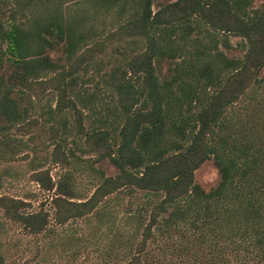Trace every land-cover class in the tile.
<instances>
[{
	"label": "trees",
	"instance_id": "16d2710c",
	"mask_svg": "<svg viewBox=\"0 0 264 264\" xmlns=\"http://www.w3.org/2000/svg\"><path fill=\"white\" fill-rule=\"evenodd\" d=\"M253 1L152 7V0H0L1 146L11 151L22 143L10 128L26 132L45 94L40 107L59 137H52L48 158L71 164L72 136L93 160L107 158L116 168L105 174L89 164L97 181L87 196L76 190L70 169L55 180L33 171V179L53 188L50 211L27 210L22 199L0 194V228L10 220L32 234L53 233L50 220L66 226L93 216L121 234L128 224L130 235L141 237L119 264H149L146 242L157 235L203 242L225 229L253 250L249 264H264V0ZM228 35L238 36L239 54L218 47H229ZM112 52L117 59H103ZM162 59L168 75H160ZM205 159L218 172L208 189L193 178ZM137 190L160 198L149 209L128 200L118 225L110 204Z\"/></svg>",
	"mask_w": 264,
	"mask_h": 264
},
{
	"label": "rangeland",
	"instance_id": "374dc122",
	"mask_svg": "<svg viewBox=\"0 0 264 264\" xmlns=\"http://www.w3.org/2000/svg\"><path fill=\"white\" fill-rule=\"evenodd\" d=\"M170 0H152V7ZM260 0H254L257 4ZM238 36L228 35L229 47H224L220 42L218 47L229 55L239 54V48L235 44ZM110 45L107 47V52ZM53 58L60 57V51H50ZM119 54L112 52L103 59H117ZM169 62L167 59L160 61V75H168ZM94 80V79H93ZM91 87V84H88ZM47 95H42L30 111L38 120L30 126L26 132H21L14 127L10 128V137L21 139V144H15L11 151L3 148L0 152V194L18 197L25 203V209L33 210L43 207L50 211V196L53 188H45L43 184L32 178V172L44 169L51 180L57 179L64 169L72 172L73 184L76 190L83 196L92 191L96 183V172L89 167L92 164L104 171L105 174H113L116 168L107 158L93 160L94 155L81 151L71 143L72 136L67 138V143L73 151L71 164L64 165L50 160L47 152L53 147L51 139L58 140L53 135L50 125L55 121L48 118L43 106ZM53 106V99H48ZM52 123V124H51ZM87 124V120H84ZM60 129L56 133L60 135ZM78 140V137H74ZM78 142V141H76ZM9 151V152H8ZM194 180L199 185L208 189L218 180V172L210 159L202 161L193 171ZM121 201L115 200L110 207L119 216L115 221L119 225V219L128 200L131 207L144 204L150 208L151 204L158 201L159 194H148L137 190L134 196L120 192ZM143 223L148 219V212H144ZM127 223V222H126ZM49 225L57 232L32 234L23 229L18 223L7 220L0 228V264H119L122 258L133 250L141 235H130L128 224L120 228L121 234L116 233V228H104V225L96 223L93 216L79 217L66 224L58 226L50 220ZM71 228L72 235H64V228ZM67 231V229H66ZM201 242L194 235L181 236L157 235L154 240H147L145 246L146 261L149 264H249L253 258V250H249L242 244L238 235H227L226 230H214ZM55 233V234H54ZM57 234V235H56ZM221 234V235H218ZM188 239V240H187ZM192 239V240H190ZM186 245L185 247H181Z\"/></svg>",
	"mask_w": 264,
	"mask_h": 264
}]
</instances>
